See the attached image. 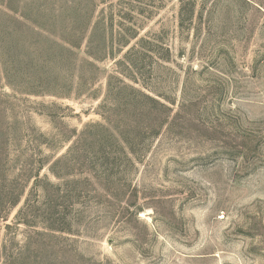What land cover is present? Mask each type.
Masks as SVG:
<instances>
[{"label":"rangeland","instance_id":"rangeland-1","mask_svg":"<svg viewBox=\"0 0 264 264\" xmlns=\"http://www.w3.org/2000/svg\"><path fill=\"white\" fill-rule=\"evenodd\" d=\"M0 264H264V0H0Z\"/></svg>","mask_w":264,"mask_h":264}]
</instances>
